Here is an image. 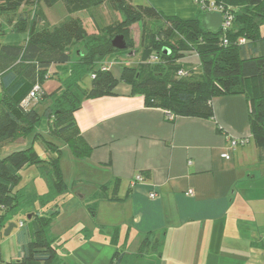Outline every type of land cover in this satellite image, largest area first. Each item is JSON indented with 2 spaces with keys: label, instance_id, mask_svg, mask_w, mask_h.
I'll return each mask as SVG.
<instances>
[{
  "label": "crops",
  "instance_id": "obj_1",
  "mask_svg": "<svg viewBox=\"0 0 264 264\" xmlns=\"http://www.w3.org/2000/svg\"><path fill=\"white\" fill-rule=\"evenodd\" d=\"M130 1L182 20L194 19L198 10L196 0ZM41 10L48 25L66 16L65 8L62 16L56 5ZM75 16L87 31L81 12ZM9 34L18 33H7L0 43L25 44L26 33L2 42ZM75 47L79 46L71 48L70 62L76 61ZM128 50L126 55L113 54L103 61L117 78L122 65L139 60V51ZM181 60L199 63L194 53ZM60 70L51 66L53 77L42 85L47 95L42 100L49 104L53 102L49 94L64 78ZM113 92L83 100L74 112L90 152L73 156V176L91 183L79 186L76 194L89 198L92 214L107 218L98 222V237L78 244L84 249L74 250L79 253L77 261L114 264L117 249L121 252L117 264H264V160L250 143L247 97L239 93L213 97L211 119H170L165 110L145 106L143 97L132 94L125 82H118ZM49 104L40 105V110ZM231 138L247 142L231 147ZM189 190L192 194H187ZM8 220L5 217L0 226V264L21 255L19 228L4 234Z\"/></svg>",
  "mask_w": 264,
  "mask_h": 264
},
{
  "label": "trees",
  "instance_id": "obj_2",
  "mask_svg": "<svg viewBox=\"0 0 264 264\" xmlns=\"http://www.w3.org/2000/svg\"><path fill=\"white\" fill-rule=\"evenodd\" d=\"M212 1L222 12L233 15L230 27L211 32L206 29L205 13L200 10L194 19L182 20L166 16L150 5H133L130 0H0V37L10 32L27 35L24 45L0 43V144L33 131L40 120L35 106L47 97L42 85L53 77L49 68L54 66L61 67L64 78L49 94L53 102L45 107L43 115L50 135L62 140L75 157L87 156L90 147L80 135L74 112L83 100L113 95L117 83L125 82L132 94L143 97L145 106L165 110L170 119H211L213 97L244 94L250 102L251 138L259 159L264 160V36L260 32L264 0ZM57 3L63 4L66 16L60 23L48 25L41 9ZM104 4L122 16L118 33L109 35L100 29L89 35L82 19L75 14ZM147 20L158 25L149 28ZM136 21L141 24L136 50L139 60L122 65L117 78L102 64L120 51L111 45L114 36L123 35L128 45L127 26ZM240 38L245 42L239 43ZM75 45L80 49L76 51V61L70 62ZM189 53L197 56V68L191 63L175 64ZM180 70L186 75H178ZM86 75L90 77L88 89L82 85ZM35 86L39 89L38 99L24 106L22 101ZM46 151L47 160L32 146L0 158V226L5 224L6 213L24 199L23 192L16 187L19 171L25 166L41 168L48 186L43 200L50 201L64 193L59 146L47 141ZM51 214L31 213L29 219L22 220V226L16 223L21 255L4 264L53 262L56 250L45 235ZM10 222L9 218L7 223ZM120 256L118 251L114 253V264Z\"/></svg>",
  "mask_w": 264,
  "mask_h": 264
},
{
  "label": "rangeland",
  "instance_id": "obj_3",
  "mask_svg": "<svg viewBox=\"0 0 264 264\" xmlns=\"http://www.w3.org/2000/svg\"><path fill=\"white\" fill-rule=\"evenodd\" d=\"M63 7L62 3L56 4V9L59 13L63 11ZM80 12L84 18L83 20L88 33H98L100 29L103 30V32H108L107 34L109 35L118 33V21L122 20V16L119 13H114L109 5L104 4L96 8H86ZM64 15L65 12L63 11L62 16ZM146 22L149 28L154 29L158 25V23L154 21L147 20ZM127 27L130 33L127 46H130V48L127 47L118 52L123 55H126L127 51H129L128 49L137 52L135 50L138 49L141 32V24L139 21L132 22ZM260 32L264 35V22L260 24ZM15 35L21 34H9L2 38V42L12 40L10 37ZM77 49H80V47L74 48V55H76ZM135 61L137 62L138 59H130L131 64ZM178 63L185 62L181 60L175 64ZM195 66L197 68L198 64ZM195 71H197V69ZM60 72H63L62 69ZM176 76L177 75H175V77ZM83 82V86L89 88L90 77L88 75L84 76ZM49 103L50 102L47 100H41L36 104L35 110L38 112L40 120L33 131L26 133L16 140H8L0 144V158L15 150L32 146L43 159L47 160L49 153L46 151V142L50 141L54 144H58L60 149V167L63 172H65V175H62L65 186L64 193L50 201L43 200L45 194L48 192V186L41 173V168L38 165L25 166L19 171L20 179L16 187V189L23 192L24 199L20 200L14 209L8 211L6 216L10 218L11 222H16L21 218L26 219L27 215L31 213H39L40 215H50L52 213L51 220L45 231L46 239L56 250L54 260L51 264H75L76 262L80 264L77 261L79 253L76 254L74 250L84 249L83 246H78L83 240H89L90 237H98L100 235L98 222L103 218H107L102 217L101 214L98 216L92 214L89 207L93 205L89 201V198L80 199L76 194V189L79 188V186L89 185L91 183H84L82 180H84L85 177L83 176L81 177L83 178L82 180H77L78 178L73 176L76 175L72 168L75 156L73 157L68 147H61L63 146L61 141L47 133L48 122L43 115L45 107L40 110V105ZM250 143H253L252 139H250ZM69 169L71 171H69ZM53 211L55 212L53 213ZM104 231L105 233H102V236L106 235L107 231ZM70 252L73 253V255H71ZM115 252H117V249H114L113 253ZM118 252L121 253L120 251ZM71 259L73 261H71Z\"/></svg>",
  "mask_w": 264,
  "mask_h": 264
},
{
  "label": "built area",
  "instance_id": "obj_4",
  "mask_svg": "<svg viewBox=\"0 0 264 264\" xmlns=\"http://www.w3.org/2000/svg\"><path fill=\"white\" fill-rule=\"evenodd\" d=\"M196 4L198 6V10H200L201 12L207 13V12H217L221 15L222 17V24L221 27L222 29H226L228 27H230L231 22L233 20V15L228 13V12H222V9L220 6L216 5L214 3V1H205V0H196ZM239 43H244L245 40L244 38H240ZM223 43L226 44L227 40L223 39ZM178 75L183 76L186 75V72H184L183 70L178 71ZM38 92L39 89L37 86H35L29 93L28 95L25 97V99L22 101V104L24 106H28L29 103L31 101H35L36 99H38ZM168 117L171 118V116L167 113ZM230 141V145L231 147H236L238 145H244L247 140L245 138H231L229 139ZM222 157L224 158H229V154L228 153H223ZM137 179H140V176L136 177ZM187 194H192V190L187 191ZM151 197L155 196V194H150ZM22 221H20L18 223L19 226H22Z\"/></svg>",
  "mask_w": 264,
  "mask_h": 264
},
{
  "label": "water",
  "instance_id": "obj_5",
  "mask_svg": "<svg viewBox=\"0 0 264 264\" xmlns=\"http://www.w3.org/2000/svg\"><path fill=\"white\" fill-rule=\"evenodd\" d=\"M203 22H204L206 29L210 30L211 32H217L221 27L222 17L217 12H207L204 14ZM111 45L116 50H124L127 47L126 41H125L123 35L114 36L113 39L111 40ZM30 217H31V215L28 214L26 218L29 219ZM13 228H16V223L10 222L7 225V228L4 231V234L5 235L10 234V232Z\"/></svg>",
  "mask_w": 264,
  "mask_h": 264
}]
</instances>
